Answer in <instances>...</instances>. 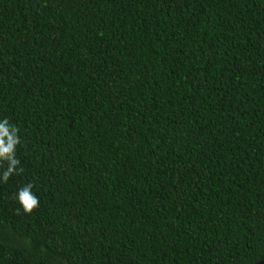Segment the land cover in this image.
<instances>
[{"label": "trees", "instance_id": "obj_1", "mask_svg": "<svg viewBox=\"0 0 264 264\" xmlns=\"http://www.w3.org/2000/svg\"><path fill=\"white\" fill-rule=\"evenodd\" d=\"M5 116L0 264L264 262V0H0Z\"/></svg>", "mask_w": 264, "mask_h": 264}, {"label": "clouds", "instance_id": "obj_2", "mask_svg": "<svg viewBox=\"0 0 264 264\" xmlns=\"http://www.w3.org/2000/svg\"><path fill=\"white\" fill-rule=\"evenodd\" d=\"M21 142L19 128L8 117H0V183H7L12 176L23 172L17 155ZM14 197L25 213L40 206V197L33 191L32 182L20 185Z\"/></svg>", "mask_w": 264, "mask_h": 264}, {"label": "rangeland", "instance_id": "obj_3", "mask_svg": "<svg viewBox=\"0 0 264 264\" xmlns=\"http://www.w3.org/2000/svg\"><path fill=\"white\" fill-rule=\"evenodd\" d=\"M260 264H264V263L262 262V263H260Z\"/></svg>", "mask_w": 264, "mask_h": 264}, {"label": "water", "instance_id": "obj_4", "mask_svg": "<svg viewBox=\"0 0 264 264\" xmlns=\"http://www.w3.org/2000/svg\"><path fill=\"white\" fill-rule=\"evenodd\" d=\"M264 263V262H263Z\"/></svg>", "mask_w": 264, "mask_h": 264}]
</instances>
